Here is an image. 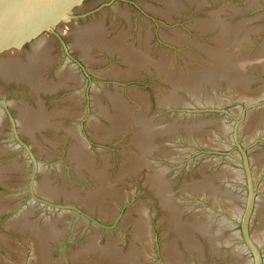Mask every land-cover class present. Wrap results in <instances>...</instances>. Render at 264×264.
<instances>
[{"label":"water","instance_id":"1","mask_svg":"<svg viewBox=\"0 0 264 264\" xmlns=\"http://www.w3.org/2000/svg\"><path fill=\"white\" fill-rule=\"evenodd\" d=\"M0 264H264V0H39L0 70Z\"/></svg>","mask_w":264,"mask_h":264}]
</instances>
